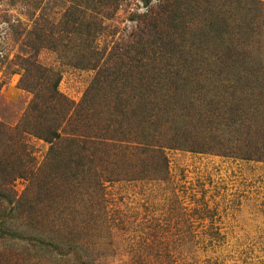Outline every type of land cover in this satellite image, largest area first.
Listing matches in <instances>:
<instances>
[{
  "label": "rangeland",
  "instance_id": "rangeland-1",
  "mask_svg": "<svg viewBox=\"0 0 264 264\" xmlns=\"http://www.w3.org/2000/svg\"><path fill=\"white\" fill-rule=\"evenodd\" d=\"M227 1L216 13L210 7L214 0H195L189 11L191 26L178 33L183 51L176 56L185 70L180 86L190 107L196 108L187 112L197 113L198 121L185 119L186 111L170 117L152 105L141 112L130 98L120 106L115 96L124 86H101L88 96L91 111L79 130L88 135L101 122L127 141L109 155H89L87 180L82 181L70 178L75 170L69 179H63L60 168L49 171L44 164L51 163V145L23 126L35 95L20 88L21 75L9 64L16 54L33 53L18 38L29 5L26 0H0V123L22 125L13 134L0 131V158L12 150L22 155L21 144L26 143L35 171L42 165L48 168L46 176L32 182L17 178L11 186L12 208L0 206V264H264V162L166 148L165 170L150 154L124 149L131 145L130 137L121 139L142 125L153 135L161 134L162 127L190 130L197 133V141L201 136L211 141L231 137L219 108L232 104L231 94L234 100L248 97L254 104L251 97L264 93V0ZM59 3L48 0L42 13L57 21L62 15ZM156 3L121 0L114 17L105 20L106 36L91 46L77 39L58 51L44 48L36 59L61 75L60 93L77 106L97 73L85 67L91 50L110 47L121 37L126 41L137 29L138 16ZM132 71L138 72L134 67ZM132 78L129 73V97L136 86ZM144 116H155L154 122L147 124ZM49 180L51 185H45Z\"/></svg>",
  "mask_w": 264,
  "mask_h": 264
},
{
  "label": "trees",
  "instance_id": "trees-1",
  "mask_svg": "<svg viewBox=\"0 0 264 264\" xmlns=\"http://www.w3.org/2000/svg\"><path fill=\"white\" fill-rule=\"evenodd\" d=\"M59 1L62 15L55 21L42 13V4L45 2L47 4L48 0H26L29 5L25 14L27 18L26 22L23 23L25 27L22 28V33L18 35V38L33 53L30 56L16 54L9 65L11 69L14 68V71L21 75L20 88L35 95L29 111L23 118V126L31 127V135L51 145L48 154V160L51 158V163L44 165H47L48 168L50 166L49 171L52 168L53 170L60 168L61 172L64 173L63 179H69L74 173L72 171L75 170L78 173L73 174L70 178L75 177V179L86 181L88 171H84V166L89 155H103L106 151L109 155L110 149L113 147L123 148L124 141H127L120 140L117 131L113 132L108 128L106 129L107 126L101 122L88 135L79 130L80 124L87 123L86 114H90L91 111L88 96L92 93L96 94L101 86L112 85L117 88L123 85L124 89L115 96L118 99V104L121 106L122 101L126 104L130 98L136 105V109L141 112L147 106L152 105L159 108H152L154 111L161 109L170 117L176 115L180 117L178 113L188 110L194 112L196 109L194 105L192 108L190 107V100L185 98L184 92L181 90L180 83L185 70L180 58L176 56L183 51L177 42L178 33L184 27L191 26L189 11L193 10L191 3L195 0H157L155 5L148 8L147 13L138 16L137 29L126 41H123V37H121L120 41H114L110 47L92 49V57L87 58L85 67L94 69L97 73L86 92L85 99L77 106H74L73 102L60 93L58 87L61 75L40 64L36 59L37 55L41 49L47 48L58 51L61 47H67V44H72L77 39H81L88 46H91L99 36L107 35L104 32L107 30L105 20H111L114 17L121 0ZM218 2L220 0H214L210 6L211 9L215 7L216 13L219 11L218 7L228 5L227 0H224L221 6ZM99 15L102 17L99 18ZM97 23L98 25H96ZM182 31L184 33V30ZM66 42L67 44H65ZM109 48H111L110 51ZM133 67L138 72L132 74ZM129 73L133 76V83H136V86L132 88L130 97L127 95L128 81L126 80ZM129 83L132 84V82ZM1 87L2 84L0 83V89ZM109 96L114 97L113 93H110ZM229 97L232 104L225 108L224 106L220 107L221 113H218L219 117L228 122L222 124L226 126V133L231 135L226 141L217 138V136L216 138L211 136L212 141L209 137L205 139L201 136L202 139L197 141L194 136L197 133L190 130H183L180 133L170 127L161 130L164 129L162 127L158 129L162 132L161 134L153 135L148 130V126L146 128L141 124V128L139 127L135 131L128 130L124 134V138H121L130 137L128 142L131 145L125 142L126 147L124 149H134L141 151V154H150L159 168L165 170L168 164L166 148L212 152L229 157L236 156L245 160L264 162V93L258 97L254 95L251 97L254 98L251 100L256 105L252 104L248 97H237L235 100L233 94ZM228 101L229 98L226 99V102ZM187 103L189 104L187 105ZM124 108L126 109V106ZM258 113L261 114L262 118L258 116ZM32 114H34L35 119L33 124L28 125L27 122H29ZM197 115V113L189 114L187 112L185 119L195 121ZM144 117L147 124L154 122L152 120L155 116ZM40 119L41 126L38 125L41 123L39 122ZM176 119L179 120V118ZM177 120L174 119V123ZM21 127L22 125L16 128L8 127L0 123V131L6 129L11 134ZM218 128L220 129V127ZM218 128H208V132H220ZM200 131L201 129H198V132ZM113 133H116L115 136ZM220 137L225 138L226 136L222 134ZM21 146L22 155L17 150H12L9 155L0 158V206H2V210L12 208L11 186L17 178H24L32 182L35 177L45 175L48 172V168H44L43 165L44 170L41 166L35 171V164L30 155L26 154L27 144L23 143ZM87 151H90L89 154ZM63 161L66 164L64 168H61ZM92 163L93 160H91L89 167L92 166ZM88 164H90L89 161ZM52 176L50 175V177ZM40 180L37 181L39 184L41 183ZM52 180L56 179L53 178ZM51 182L49 180L45 185ZM20 200H16V205L19 204Z\"/></svg>",
  "mask_w": 264,
  "mask_h": 264
}]
</instances>
